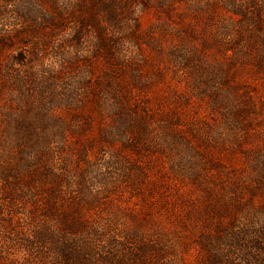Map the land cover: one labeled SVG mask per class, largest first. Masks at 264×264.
I'll return each mask as SVG.
<instances>
[{
	"label": "rangeland",
	"instance_id": "374dc122",
	"mask_svg": "<svg viewBox=\"0 0 264 264\" xmlns=\"http://www.w3.org/2000/svg\"><path fill=\"white\" fill-rule=\"evenodd\" d=\"M238 5L253 16L222 0H0V264H57L16 234L39 206L53 230L80 217L94 264L141 245L196 264L222 207L264 217V0ZM43 104L61 180L33 185L15 120Z\"/></svg>",
	"mask_w": 264,
	"mask_h": 264
},
{
	"label": "trees",
	"instance_id": "16d2710c",
	"mask_svg": "<svg viewBox=\"0 0 264 264\" xmlns=\"http://www.w3.org/2000/svg\"><path fill=\"white\" fill-rule=\"evenodd\" d=\"M238 1L222 0L223 9L231 11L242 19H249L253 16L252 13L247 12V6L244 10H240ZM256 2L257 0H250V4L253 6ZM255 11L261 15L260 8H255ZM259 15H255V17ZM22 84L25 87L32 86L23 81ZM47 106V104H43L32 108L31 105H26L18 111L15 120L17 129L23 132V138L21 137L20 141H27L28 144V146L25 144L22 146L21 149L26 153L25 155L20 153V156H26L23 157L21 163L29 169V176L33 180L29 183L33 185H35L34 180L36 179L44 181L45 178H50L54 180V184L61 180L60 177L52 173V170H46L43 162L45 154L49 151V142H47V136L42 130L46 126L45 122L50 119L48 114L51 112L45 108ZM53 193L55 194L56 190ZM58 202L57 198H54L52 204L55 205ZM39 208L41 213L39 218L43 222L32 228L31 235L26 232L16 233L18 239L24 242L20 243L21 246L32 254V259L35 256L34 251L37 249L46 252L44 253L46 255H42V253L39 254L40 256L38 255L42 259H45L50 253L56 255L57 264L99 263L98 249L86 241V228L78 215H60L58 218L60 228L53 230L46 226L44 219L51 218L56 208L52 205L39 206ZM223 212H226L227 215L231 214L229 220L226 221L223 215L220 216L223 221L214 230L213 236L210 238L202 236L198 241L200 256L196 264H264V217L251 216L242 219L234 209L226 210L225 207H222L221 213L223 214ZM127 254L130 257L126 259L128 264H162V261L166 264H179L172 259L165 261V254L160 255L157 249L143 245L136 251ZM2 259L5 261L3 264H12L10 258L4 254ZM109 259L101 260L107 263ZM111 264L113 263L111 262Z\"/></svg>",
	"mask_w": 264,
	"mask_h": 264
}]
</instances>
